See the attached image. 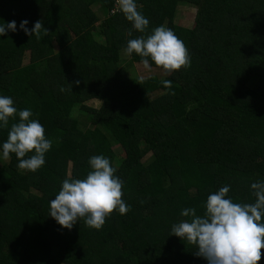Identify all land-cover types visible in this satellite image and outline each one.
<instances>
[{
	"label": "trees",
	"instance_id": "1",
	"mask_svg": "<svg viewBox=\"0 0 264 264\" xmlns=\"http://www.w3.org/2000/svg\"><path fill=\"white\" fill-rule=\"evenodd\" d=\"M135 2L149 25L129 35L116 0H0V23L17 25L0 36V96L30 109L52 141L45 164L22 172L15 154L2 158L18 115L0 128V264H208L170 236L190 219L181 212L203 215L224 185L233 202H255L251 184L264 181V0ZM182 6L196 10L191 29L176 24ZM23 20L29 29L42 20L49 34L30 38ZM158 26L184 42L190 65L164 79H126L125 64L141 65L125 54L128 40ZM94 155L116 169L129 211H114L99 230L84 220L63 229L50 202L65 179L86 178Z\"/></svg>",
	"mask_w": 264,
	"mask_h": 264
},
{
	"label": "clouds",
	"instance_id": "2",
	"mask_svg": "<svg viewBox=\"0 0 264 264\" xmlns=\"http://www.w3.org/2000/svg\"><path fill=\"white\" fill-rule=\"evenodd\" d=\"M116 5L132 25L129 35L133 31L145 33L149 20L138 11L135 0H116ZM27 24L23 20L19 27L30 38L39 39L41 31L45 36L49 34L42 20H37L31 29ZM16 30L15 21L0 23V36ZM124 52L129 57L133 53L139 56L146 70L152 71L154 64L168 76L190 65L184 42L165 26L154 28L147 36L129 39ZM74 83L79 86L80 81ZM162 83L165 88L172 86L170 80ZM60 91L65 89L62 87ZM17 115L18 122L11 124L2 145V158L9 160L15 154L18 169L34 173L45 164V154L51 149L52 141L46 138L39 120L31 119L30 109L18 112L11 97L0 96V128H8L10 119ZM88 163L91 170L86 178L65 179L50 202L49 216L63 229L71 230L79 220H84L87 227L99 230L114 211L118 210L121 215L129 211L122 199L123 181L115 175L116 169L110 160L94 155ZM229 191L230 186L224 185L208 195L203 215H197L195 208L184 209L181 216L190 219L173 224L170 236L194 245L195 254L208 264H259L264 251V181L251 184L254 203L233 202Z\"/></svg>",
	"mask_w": 264,
	"mask_h": 264
},
{
	"label": "rangeland",
	"instance_id": "3",
	"mask_svg": "<svg viewBox=\"0 0 264 264\" xmlns=\"http://www.w3.org/2000/svg\"><path fill=\"white\" fill-rule=\"evenodd\" d=\"M195 17H196V10L194 8L188 6L179 7L176 17V24L178 26L187 27L191 29L195 24ZM29 63H30V53H27L23 64L28 65ZM122 69H123L122 74L126 79H131L133 77H138L140 79H146L151 77L164 79L168 76L163 74V72L160 69L152 68V71H148L143 67L142 64L141 65L134 64V66H131L127 63L123 66ZM86 106L95 109L99 107V104L96 102H89L87 103ZM79 116L83 118V117H87L88 114L85 112H80ZM116 151L119 158L123 159L124 158L123 150L119 147H116ZM151 157H152L151 153L147 154L144 158V162L148 161Z\"/></svg>",
	"mask_w": 264,
	"mask_h": 264
},
{
	"label": "crops",
	"instance_id": "4",
	"mask_svg": "<svg viewBox=\"0 0 264 264\" xmlns=\"http://www.w3.org/2000/svg\"><path fill=\"white\" fill-rule=\"evenodd\" d=\"M93 12L96 13V16L100 19V20H104V16H103V13L100 11V8L98 6H94L93 7Z\"/></svg>",
	"mask_w": 264,
	"mask_h": 264
}]
</instances>
